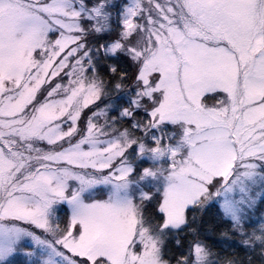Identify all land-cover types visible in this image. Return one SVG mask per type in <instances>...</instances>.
<instances>
[{"label":"snow or ice","instance_id":"obj_1","mask_svg":"<svg viewBox=\"0 0 264 264\" xmlns=\"http://www.w3.org/2000/svg\"><path fill=\"white\" fill-rule=\"evenodd\" d=\"M0 264H264V0H0Z\"/></svg>","mask_w":264,"mask_h":264}]
</instances>
